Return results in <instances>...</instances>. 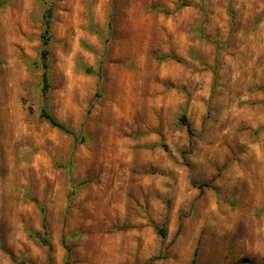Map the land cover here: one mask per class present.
<instances>
[{"label": "rangeland", "instance_id": "obj_1", "mask_svg": "<svg viewBox=\"0 0 264 264\" xmlns=\"http://www.w3.org/2000/svg\"><path fill=\"white\" fill-rule=\"evenodd\" d=\"M49 7L45 105L78 138L39 115ZM62 240L68 264H264V0H0V264H64Z\"/></svg>", "mask_w": 264, "mask_h": 264}, {"label": "trees", "instance_id": "obj_2", "mask_svg": "<svg viewBox=\"0 0 264 264\" xmlns=\"http://www.w3.org/2000/svg\"><path fill=\"white\" fill-rule=\"evenodd\" d=\"M186 5L185 2L180 1L177 5V7L179 6H183ZM51 18H52V9L49 7L48 9H46L45 13H44V31L43 34L41 35V39H42V49L40 51V58H41V69H42V73H41V82H42V86H41V92L42 95L44 97V105L41 107L40 110V117L47 121L50 125H52L53 127L58 128L59 130L63 131L66 134L72 135L74 138H78V135L76 134V132L70 128L69 126H67L66 124L60 122L59 120H57L48 110V108L45 105V99H46V93L47 90L49 89V76H48V55H49V51H48V43L50 41V26H51ZM86 71L90 72L91 69L90 68H86ZM177 121L179 124L183 125L186 127V131L188 133V135L190 137H192L194 135V131L191 128V124L189 122V120L186 118L185 114H181L180 116H178ZM84 141V140H82ZM164 147V146H163ZM205 186H208L209 184H204ZM42 231L36 230V231H31L30 232V237L38 244L41 245H45L48 247L49 251H51L52 246L51 243L47 237V229H46V225L44 223V220L42 219ZM156 232L163 236L164 235V228L163 226L159 227V226H154ZM62 246L64 247V249L66 250V256L64 259V264H68L69 262V257H70V247L64 242V240H62ZM157 259V256H155L154 258L150 259V261ZM14 261L17 264H33L30 262H27L25 260H18L14 258ZM148 262V264H149ZM195 259L193 258L191 261V264H194Z\"/></svg>", "mask_w": 264, "mask_h": 264}]
</instances>
